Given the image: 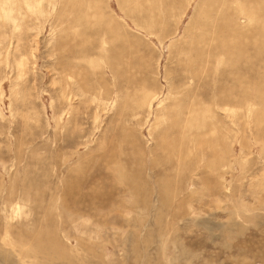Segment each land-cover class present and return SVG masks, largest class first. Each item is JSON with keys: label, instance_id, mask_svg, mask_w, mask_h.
Returning a JSON list of instances; mask_svg holds the SVG:
<instances>
[{"label": "rangeland", "instance_id": "rangeland-1", "mask_svg": "<svg viewBox=\"0 0 264 264\" xmlns=\"http://www.w3.org/2000/svg\"><path fill=\"white\" fill-rule=\"evenodd\" d=\"M0 264H264V0H0Z\"/></svg>", "mask_w": 264, "mask_h": 264}]
</instances>
